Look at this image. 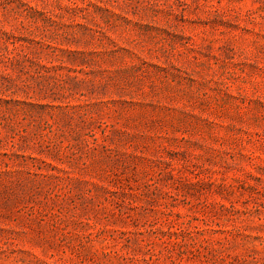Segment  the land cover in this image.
<instances>
[{"label": "rangeland", "instance_id": "obj_1", "mask_svg": "<svg viewBox=\"0 0 264 264\" xmlns=\"http://www.w3.org/2000/svg\"><path fill=\"white\" fill-rule=\"evenodd\" d=\"M0 264H264V0H0Z\"/></svg>", "mask_w": 264, "mask_h": 264}]
</instances>
